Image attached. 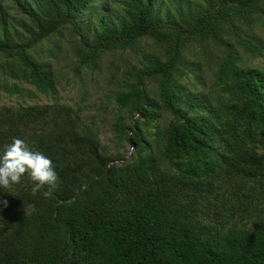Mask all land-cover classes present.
<instances>
[{"label": "trees", "instance_id": "1", "mask_svg": "<svg viewBox=\"0 0 264 264\" xmlns=\"http://www.w3.org/2000/svg\"><path fill=\"white\" fill-rule=\"evenodd\" d=\"M12 1L28 17L21 25L30 36L27 45L64 24L80 31L91 4ZM125 2L126 18L114 23L102 14L92 41L84 38L90 49L83 59L94 62L97 48L130 46L142 35L159 36L164 27L176 30L177 43L186 34L223 41L221 18L244 7L256 10L258 0L222 2L189 26L159 18L154 0ZM14 32L0 5V51L18 53L25 78L48 91L50 71ZM177 43L166 61L137 69L136 85L118 93L146 118H156L160 105L172 114L156 128L155 147L138 129L126 132L136 147L122 161L61 105L0 106V153L13 138L23 139L52 160L59 177L48 198L42 194L47 185L33 195L28 174L0 188V264H264V67H239L228 59L231 99L223 108L188 92L181 97L173 79ZM144 77L157 78L158 99L142 86Z\"/></svg>", "mask_w": 264, "mask_h": 264}, {"label": "rangeland", "instance_id": "2", "mask_svg": "<svg viewBox=\"0 0 264 264\" xmlns=\"http://www.w3.org/2000/svg\"><path fill=\"white\" fill-rule=\"evenodd\" d=\"M237 1L154 0V6L162 20H178L181 25L189 26L198 14L213 11L222 2L235 6ZM126 3L125 0H91L80 17V31L71 24H64L27 45L30 36L21 25L28 17L12 0H0L7 24L15 29V38L17 36L29 56L50 71L53 82L48 91L39 90L25 78V62L21 56L0 51V106L61 105L76 114L81 127L93 131L105 152L116 161L127 159L136 147L126 137L136 129L155 147L156 128L166 126L172 114L160 105L156 118H146L140 111L119 101L118 93L136 85L137 69H143L155 59L166 61L171 56L177 43L176 30L164 27L159 36L142 35L130 46L99 47L94 62L80 55L90 49L83 40L92 41L99 30L101 15L117 23L128 16ZM219 34L223 41L210 34L183 35L177 43L173 79L181 87L177 91L181 97L188 92L204 103L223 108L224 102L231 99L226 85L231 81L228 59L239 67H264V0H258L257 9L253 11L247 7L231 10L220 20ZM142 86L150 96L158 99L157 78L144 77ZM179 105L187 108L184 102ZM255 149L261 150L260 147ZM156 152L160 154L158 148Z\"/></svg>", "mask_w": 264, "mask_h": 264}, {"label": "clouds", "instance_id": "3", "mask_svg": "<svg viewBox=\"0 0 264 264\" xmlns=\"http://www.w3.org/2000/svg\"><path fill=\"white\" fill-rule=\"evenodd\" d=\"M25 174L35 182L33 195L47 185L48 190L42 194L48 198L58 186L59 177L52 160L39 151L31 150L23 139L13 138L0 153V188L8 189L19 184ZM3 203L7 206V201Z\"/></svg>", "mask_w": 264, "mask_h": 264}]
</instances>
